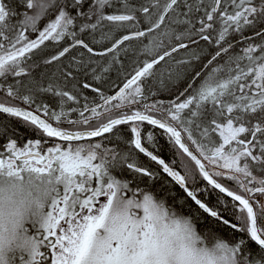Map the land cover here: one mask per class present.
I'll return each instance as SVG.
<instances>
[{"label":"snow or ice","instance_id":"obj_1","mask_svg":"<svg viewBox=\"0 0 264 264\" xmlns=\"http://www.w3.org/2000/svg\"><path fill=\"white\" fill-rule=\"evenodd\" d=\"M0 93V264H264V0H0Z\"/></svg>","mask_w":264,"mask_h":264},{"label":"trees","instance_id":"obj_2","mask_svg":"<svg viewBox=\"0 0 264 264\" xmlns=\"http://www.w3.org/2000/svg\"><path fill=\"white\" fill-rule=\"evenodd\" d=\"M4 99V95H3V93H0V100H3ZM18 103V102H17ZM3 119V116H0V120H2ZM22 132L24 131V129H20ZM95 139H99V138H95ZM155 151V150H154ZM160 155H161V158H164L167 162H171V160H172V158H173V155H172V152H170V151H168L166 148L163 150V151H160ZM140 159H145L143 156H142V154H141V156H140ZM177 169L179 170V168H178V165H177ZM165 176H166V174H164ZM168 179H170V177L168 178ZM175 190L176 191H182V190H180L179 189V187L178 186H176V188H175ZM215 197H210V199H214ZM230 199V198H229ZM229 220H230V223L232 222V218L231 217H229ZM231 232H235V230L233 229V230H231ZM231 232H229V233H227L226 235H228V236H230L231 235ZM242 234H237V236H241ZM246 239H248L249 240V242H250V238H246ZM250 246L251 247H258V246H255V244H254V242H250Z\"/></svg>","mask_w":264,"mask_h":264}]
</instances>
